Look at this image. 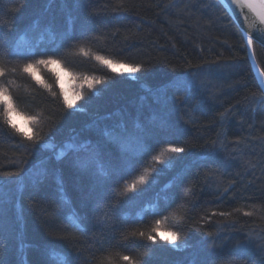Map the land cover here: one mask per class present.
I'll return each mask as SVG.
<instances>
[{"label":"trees","instance_id":"trees-1","mask_svg":"<svg viewBox=\"0 0 264 264\" xmlns=\"http://www.w3.org/2000/svg\"><path fill=\"white\" fill-rule=\"evenodd\" d=\"M67 36L83 38L59 49L60 64L36 68L49 88L7 55L52 52ZM241 43L216 0H0V83L15 113L38 117L28 141L0 104V264H264V95ZM252 51L264 75V47ZM94 54L142 71L112 73ZM61 74L84 92L79 110L63 108ZM85 75L108 82L90 92ZM121 119L150 130L151 155L186 149L164 154L170 167L132 204L118 177L71 163L76 144ZM149 162L137 174L152 179L160 166ZM157 192L170 206L154 215Z\"/></svg>","mask_w":264,"mask_h":264},{"label":"snow or ice","instance_id":"snow-or-ice-1","mask_svg":"<svg viewBox=\"0 0 264 264\" xmlns=\"http://www.w3.org/2000/svg\"><path fill=\"white\" fill-rule=\"evenodd\" d=\"M224 3L228 5L226 11H230L234 17L239 19L243 17L245 22L249 19L257 21L254 25L253 30L245 28L243 25H239L241 48L245 51L252 50L257 43L264 46V0H224ZM238 9V10H237ZM83 37L67 36L58 45L55 51H39L33 52L26 56H16L11 52L7 53L10 59H17L22 61V71L31 75L38 85L44 88H49V84L45 83L38 75H36V68L39 65H58L60 60L54 58L59 55V49L63 48L67 41L72 39H82ZM80 51L87 56L83 48ZM36 57H41L37 59ZM95 61L99 62L103 67L110 69L112 73H140L142 68L140 65H131L127 63L120 62L115 59L107 58L105 55L94 54L92 57ZM67 74V73H65ZM7 75L6 70L0 68V79ZM189 77L192 76L188 73ZM75 79V77H73ZM57 82L60 83L59 98L62 106L66 110H79L77 108V102L84 100V92L81 90H73L69 94L63 87V82L60 75L56 76ZM83 83L87 85L90 92H94V85L106 84L108 81L104 79H97L96 77H89L87 75L82 77ZM194 86V80H190L188 83V88ZM83 87V85H81ZM264 92V88L260 89ZM147 91H151L148 89ZM161 96L165 95L166 90H159ZM56 93L53 92V96L56 97ZM91 98V97H89ZM143 99V98H142ZM264 103V98L261 100ZM0 104L4 107V117L6 123L11 126V128L20 135L24 136L28 141H33L36 139V135L31 128L26 131L19 128L10 118V114L16 112L14 107L13 97L9 92V89L0 83ZM72 114L70 112H65L63 115ZM105 119H111L110 116L105 117ZM38 122V117L33 115L27 118L26 124H36ZM95 127V122L86 126L87 130H91ZM161 128H167L166 121H160ZM100 139L96 142L91 140L81 141L73 147L72 160L73 166L80 168L85 171H92L95 176L102 178L104 181H111L114 177H118L120 181L124 182L123 192L126 195L123 201L129 204L135 203L137 200L144 197L145 193L148 192L156 182V177H158L165 169L169 168L172 160H166L164 158L165 153L180 154L186 151L184 147H167L162 152L157 155H151L153 151V146L149 143L151 139V133L148 128L140 123L138 119H133L131 126L121 119L112 127H105L99 132ZM75 139V138H74ZM171 143V142H167ZM80 152L90 153V155L82 157ZM150 156V164H155L160 167L152 168L153 177L149 179L145 174H137L139 167H146L143 163L144 157ZM118 161V163H113ZM171 187V184H166L160 192H166ZM61 191L63 189L61 188ZM160 192H157L154 199L157 204L154 205L155 211L154 215H158L160 211L166 209L170 206V197L165 195L161 197ZM121 201L118 199L116 205L113 207V211L120 206ZM251 215V213H248ZM143 219V217H138ZM160 221L157 220L156 224ZM156 231V229H153ZM139 235L142 237L143 232ZM179 234L177 232H169V238L165 241L168 244H176L179 239ZM148 241L155 242V237L153 235L147 236ZM251 242V241H250ZM264 248V246H262ZM129 256H123V260L128 261ZM72 264V262H69Z\"/></svg>","mask_w":264,"mask_h":264},{"label":"water","instance_id":"water-1","mask_svg":"<svg viewBox=\"0 0 264 264\" xmlns=\"http://www.w3.org/2000/svg\"><path fill=\"white\" fill-rule=\"evenodd\" d=\"M218 2V4L222 7V9L226 12V14L228 15V17L232 20V22L234 23V25L237 27V29L239 30V25H243L245 28L249 29V30H253L254 29V25L257 23V21L253 20V19H249L247 22H245L243 17H240L239 19H237L236 17H234L232 15V13L230 11H226L228 5L224 3V0H216ZM238 10V9H237ZM240 31V30H239ZM258 45H260L259 43H257ZM261 46V45H260ZM264 47V46H262ZM247 52V57H248V61L252 70V73L254 75V77L256 78L260 89L262 88L260 80H259V74H261L263 77L264 75L262 74V72L260 71L258 65L256 64V61L254 59V55H253V51H246ZM264 95V92H262Z\"/></svg>","mask_w":264,"mask_h":264},{"label":"rangeland","instance_id":"rangeland-1","mask_svg":"<svg viewBox=\"0 0 264 264\" xmlns=\"http://www.w3.org/2000/svg\"><path fill=\"white\" fill-rule=\"evenodd\" d=\"M61 80L63 82V87L64 89L71 94V90L69 89L70 85H69V81H67L64 77V74H61ZM10 118L12 119V121L21 129L23 130H27L28 129V124H26V120H24V118H22L20 115H18L17 113H12L10 114Z\"/></svg>","mask_w":264,"mask_h":264},{"label":"bare ground","instance_id":"bare-ground-1","mask_svg":"<svg viewBox=\"0 0 264 264\" xmlns=\"http://www.w3.org/2000/svg\"><path fill=\"white\" fill-rule=\"evenodd\" d=\"M258 76H259L261 86H262V88H264V77L261 74H259Z\"/></svg>","mask_w":264,"mask_h":264}]
</instances>
